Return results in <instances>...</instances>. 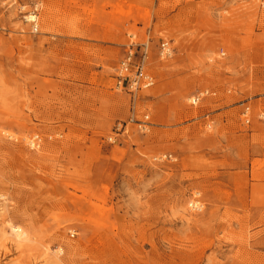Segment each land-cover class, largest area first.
I'll return each instance as SVG.
<instances>
[{
  "label": "rangeland",
  "instance_id": "rangeland-1",
  "mask_svg": "<svg viewBox=\"0 0 264 264\" xmlns=\"http://www.w3.org/2000/svg\"><path fill=\"white\" fill-rule=\"evenodd\" d=\"M263 132L264 0H0V264H264Z\"/></svg>",
  "mask_w": 264,
  "mask_h": 264
},
{
  "label": "built area",
  "instance_id": "built-area-1",
  "mask_svg": "<svg viewBox=\"0 0 264 264\" xmlns=\"http://www.w3.org/2000/svg\"><path fill=\"white\" fill-rule=\"evenodd\" d=\"M38 10L36 8L29 12L27 17L34 16L35 20L27 19L26 21L31 24L32 29L35 33L39 32L38 25ZM141 47L140 52L137 51V45L132 43L128 47L126 56L119 62L116 69V76L119 88H127L130 92H138L140 90L150 89L155 85L154 76L148 71V63L150 59V43H144ZM173 53L170 42L163 41L159 47V57L164 60L170 58ZM210 95L209 91L201 92L191 99L192 105H197L201 102L204 97ZM242 116L245 119V124L250 125L251 123V110L249 107L244 109ZM140 127L146 129L147 124H139ZM113 141V137L110 138ZM39 142L38 137H34L31 142L33 146ZM162 159V158H159ZM189 207L194 212H201L203 210L202 202L199 200V195L190 202Z\"/></svg>",
  "mask_w": 264,
  "mask_h": 264
},
{
  "label": "bare ground",
  "instance_id": "bare-ground-1",
  "mask_svg": "<svg viewBox=\"0 0 264 264\" xmlns=\"http://www.w3.org/2000/svg\"><path fill=\"white\" fill-rule=\"evenodd\" d=\"M27 19L35 20L36 17L30 16V17H27ZM11 231L16 238V243L24 244L25 242L28 241V234L26 232H24L22 228H20V227L16 228V227L12 226ZM61 263L62 262H61L60 258H56L55 262L53 261V264H61Z\"/></svg>",
  "mask_w": 264,
  "mask_h": 264
},
{
  "label": "crops",
  "instance_id": "crops-1",
  "mask_svg": "<svg viewBox=\"0 0 264 264\" xmlns=\"http://www.w3.org/2000/svg\"><path fill=\"white\" fill-rule=\"evenodd\" d=\"M141 45H143V44H140V46H141ZM251 122H252V121H251ZM250 124H251V123H250ZM253 135H254L253 132H250V133L248 134L249 137H251V136H253ZM262 135L264 136V132H263ZM241 136H242V135L240 134L239 137H241ZM252 160H253V159H252ZM252 160H251V161H252ZM259 160H264V157L260 156ZM249 168H250V166H249ZM251 168H252V166H251Z\"/></svg>",
  "mask_w": 264,
  "mask_h": 264
}]
</instances>
